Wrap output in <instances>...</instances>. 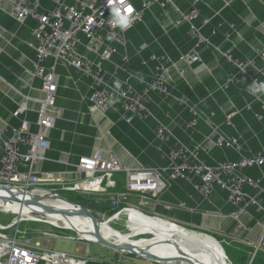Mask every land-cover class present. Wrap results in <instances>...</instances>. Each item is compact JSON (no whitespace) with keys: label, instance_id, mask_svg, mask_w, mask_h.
Returning <instances> with one entry per match:
<instances>
[{"label":"crops","instance_id":"1","mask_svg":"<svg viewBox=\"0 0 264 264\" xmlns=\"http://www.w3.org/2000/svg\"><path fill=\"white\" fill-rule=\"evenodd\" d=\"M73 1L41 0L40 11ZM174 2L180 11H188L187 0ZM198 9L200 14L195 25L199 27L204 20L208 21L202 26V34L211 44L200 49L199 63L171 67L169 97L151 95L147 103L151 117L131 118L125 122L121 119L123 110L119 105L106 113L94 111L89 101L93 90L89 79L70 68L55 67L59 77L53 110L56 122L46 134L49 149L45 160L35 165L37 175L51 173L65 183L73 182L76 179L73 165L80 157L92 156L96 151L103 156L115 155L123 168L159 169L168 175L164 170L167 161L163 155L170 151V144L156 139V121L166 125L182 144L197 148L199 156L208 165L237 161L264 151V120L256 118L263 114L264 96L245 93L246 81L223 57V53H230L234 59L252 62L251 73L264 82V57H257L264 51V0H200ZM177 19L178 15L170 8L158 4L152 6L143 14L142 21L126 32L125 43L118 47L117 54L102 62L107 77L115 73L118 79L122 78V73L117 74L115 67H119L121 58L126 56L131 84L140 91L154 70L155 63L149 61L150 55L167 54L176 61L180 54L187 53L194 46V39L189 37L187 24L175 25ZM230 24L234 29L229 28ZM33 27L34 22L29 18L17 21L8 5L0 9V129L6 128V137L22 120L34 122L38 105L28 101L27 111L18 119L12 118L11 114L26 98L33 100L43 96L41 82L32 74L37 48L32 36ZM227 32L231 33L229 39L225 37ZM108 44L110 41L106 40L105 45ZM90 45L84 41L83 46L76 48V53L99 63L97 55L89 51ZM140 47L144 48L141 52L138 51ZM52 65V61H47L46 67ZM179 69L184 70L183 75L178 73ZM228 77L231 82L227 84ZM235 111L238 113L234 114ZM192 119L196 124L189 129ZM230 138L237 139V146L225 149L215 145L218 140ZM157 147L161 149L158 151ZM2 158L0 147V169ZM242 174L258 180V188H246V191L252 196L260 195L261 208H248L234 218L236 209L226 202L222 190L215 189L213 195L205 199L197 191L196 181L176 180L171 181L161 194L155 215L219 241L230 255L227 256L220 244L229 264H264V250L256 249L264 230V165L246 168ZM114 181L116 188L110 192H124V175H114ZM99 204L110 212L114 210V206ZM128 204L147 211L134 199ZM25 224L31 229L28 234L35 239L33 243L53 248L51 241L31 236L33 228L43 224ZM76 247L75 251L83 253V244H76ZM110 251V256H90L87 264H117L119 260L135 264Z\"/></svg>","mask_w":264,"mask_h":264},{"label":"built area","instance_id":"2","mask_svg":"<svg viewBox=\"0 0 264 264\" xmlns=\"http://www.w3.org/2000/svg\"><path fill=\"white\" fill-rule=\"evenodd\" d=\"M40 1L0 0V9L3 5H8L11 15L17 21L29 18L34 22L32 36L37 42V48L32 74L41 82L43 93L40 99L26 98L25 102L11 114L12 118L18 119L21 114L27 111V102L34 101L38 105L34 122L22 120L8 137L5 136L6 128L0 129V147L3 150L0 193L6 197L7 201L20 205L27 204L31 207L26 217H21L11 208L0 207V213L13 216L9 223L0 222V264H87L91 260L90 245H98L95 243H100V241L93 235L96 230V226L93 228L94 223L87 217L78 214L82 208L97 219L99 233L102 227L115 232L110 224L119 222L123 214H127L128 219L125 226L129 233H120L126 236L133 235L130 230V214L132 213L165 220L155 215V209L159 204L161 194L168 189L171 181H196V189L205 199L210 198L215 189L222 190L226 195V202L236 209L233 213L234 218H237L248 208H261L260 195L252 196L246 191V188H258V180L243 175L242 170L263 166L264 151L254 156L240 158L237 161H224L208 165L199 156L197 148H189L182 144L160 121L155 122L154 133L158 141L170 144V151L163 155L167 161V168L164 170L168 175H164V171L159 169L123 168L115 155L103 156L100 151H96L92 156L80 157L77 160L73 165L76 174V179L73 182L65 183L55 178L51 173L37 175L35 165L45 160L46 152L49 149L46 134L53 129L56 122L53 110L59 82L55 71L57 65L70 68L89 79L93 87L89 101L94 111L106 113L114 105H119L123 110L121 119L128 122L131 118L151 117L147 106L151 95L169 97L171 67L179 64L199 63L201 61L200 49L211 44L202 34V26L207 25L208 21L204 20L202 26L199 27L195 25L200 14L198 9L200 0H187L189 3L187 12L180 11L174 0H74L71 4L42 11H40ZM156 4L163 8L168 7L178 15L176 26L188 25V34L190 38L194 39V46L187 53L180 54L176 61H172L167 54L150 55L149 61L155 63L152 77L144 83L142 90L136 91L131 84V72L126 56L121 58V65L115 67L117 74L118 72L122 73L121 79H118L115 73L108 78L102 67V62L111 55L117 54L118 47L125 43L126 32L135 23L142 21L143 14ZM129 7L134 9L131 13L134 18L133 23L127 29L121 30L116 25L114 13L119 11L121 15H127ZM229 28L234 29L233 24H230ZM225 37L229 39L231 33L227 32ZM106 40H109L110 44L105 45ZM84 41L91 43L89 51L97 55L99 63L76 53V48L83 46ZM102 46H104L103 49L100 48ZM143 49L140 47L138 51L141 52ZM223 57L246 81L245 93L255 97L264 96V89L261 88L264 82L251 73L252 62L234 59L230 53H223ZM257 57L262 59L264 51H260ZM47 61H52L53 65L46 67ZM178 73L183 75L184 70L179 69ZM117 82L119 87L116 86ZM230 82L231 77H228L226 83ZM248 108L247 106L246 109ZM262 111L263 114L256 117L258 120H264V104ZM237 113V111L234 112V114ZM195 124L196 120L192 119L188 125L189 129L194 128ZM237 143V139L230 138L218 140L215 145L218 148L229 149L237 146ZM160 149L157 147L158 151ZM116 174L124 175V192L122 193L110 192L116 188L114 181ZM61 191L95 198L94 203H102L101 200H103L106 207L112 203L114 212L107 217L99 213L94 214L88 206L85 207L66 200L60 194ZM12 196H15L17 201ZM133 199L138 204L144 205L147 211L143 212L138 207L128 204ZM43 202L46 205H43ZM55 202H65L71 207L67 208V211L59 210L54 208ZM119 203H124V206L119 209L115 208ZM39 206L43 208L41 213L34 210ZM47 207L52 208L55 212L46 211ZM50 214H63L64 218L73 221L69 224L55 222V219L49 216ZM23 223L44 224L56 231L75 233L76 239L60 237L52 232L44 233L43 237L39 239L49 241L62 239L76 244H85L84 251L81 254L76 251L75 255H71L41 247L33 243L32 238L26 236V233L20 228ZM77 225L84 229L83 234H87V238L80 236L76 229ZM136 236L140 235L136 234ZM134 237L132 236L130 239ZM107 241L114 243L113 240ZM256 249L264 250V230ZM119 255L121 258L127 256L122 253ZM140 259L149 261L145 258ZM117 264L129 263L119 260Z\"/></svg>","mask_w":264,"mask_h":264},{"label":"bare ground","instance_id":"3","mask_svg":"<svg viewBox=\"0 0 264 264\" xmlns=\"http://www.w3.org/2000/svg\"><path fill=\"white\" fill-rule=\"evenodd\" d=\"M8 201L6 197L0 193V207L5 206L7 208H11L19 215H21V217L28 216V212L30 211L31 207L27 206V204L20 205L18 203H14L11 201L8 202ZM43 205H46V203L43 202ZM53 206L54 208L63 211H67L66 209L71 207V205L65 202H55ZM34 210H36L38 213H41L43 211V208L39 206L37 208H34ZM134 215H136L141 220H144L155 226L178 230V232L173 234L171 238L177 243L186 247L187 249L188 247L182 242V238L185 237L189 239H194L196 241L195 243L197 244H193V246H195L197 252H193L194 255H191L187 252H184L182 249L177 248L175 244L169 243L167 241V240H171L169 236L166 237L164 234L159 233L158 231L153 229V226L137 227L132 231L133 236H136V234H139L140 236L142 235L151 236L149 242L143 240L130 239L129 236L122 235L117 231L116 232L109 231L107 228L104 227L100 229L101 236L107 240H113L115 244L121 247L127 246L133 252L138 253L141 256L151 261L152 259L150 256H154L157 259H159L161 264H229L224 259L221 248L218 245H216L215 243L216 241L211 237L207 235H200V234L198 235L196 233L186 230L181 226L170 223L166 220L153 219L152 217L140 215V214H134ZM49 216L53 217L55 219V222L59 221L64 224H69L71 221H73L64 218L63 214H50ZM93 228H95L94 224H93ZM76 229L79 231V234L82 238L88 237L87 234H83L84 229L82 227L77 225ZM192 237H196L197 239ZM159 239L164 244V246L158 247L153 244L156 243ZM95 244L101 245L100 243H95ZM215 246L216 248H214Z\"/></svg>","mask_w":264,"mask_h":264},{"label":"rangeland","instance_id":"4","mask_svg":"<svg viewBox=\"0 0 264 264\" xmlns=\"http://www.w3.org/2000/svg\"><path fill=\"white\" fill-rule=\"evenodd\" d=\"M60 194L66 200L71 201L72 203H78V204H81L82 206H85V207L88 206V208L90 209V211L92 213H94V214L99 213L101 215H105L106 217L112 214V212L108 211L103 205L99 204V202L98 203H94L93 201L95 200V198H88L86 196H83L82 197V196H78L77 194H74V193H67V192H63V191H61ZM119 208H121V207L119 206L118 209ZM61 209H63V208H61ZM64 209H66V208H64ZM143 210L144 209H142V211ZM12 218H13L12 215L6 216V215H3L2 213H0V222L9 223L12 220ZM127 219H128V215L127 214H123L122 219L119 222L111 223L110 226L115 229V232L117 231L118 233L121 232L122 234H128L129 232L126 229V226H125V224L127 222ZM130 224H131L130 225L131 232L134 229H136L137 227H145V226H150V227L153 226V229H155L156 231H158L161 234H164L166 237L169 236L170 238H171V236L173 234H175L176 232H178V230H175V229L173 230V229H170V228L158 227V226H155L153 224H150V223H148V222H146L144 220H141L140 218H138L134 214H130ZM25 225L26 224L23 223V225H21V229L24 230V232L26 233V236L28 238H32L28 234V232L30 233V230L31 229L30 228H26ZM39 227H41V229H39ZM39 227L33 228L32 233H34V234L31 235V236H34V237L36 236L38 238H41V237H43V234L44 233L52 232L54 234H57L60 237H65V238H70L71 237V238H75L76 239L75 233H72V232L69 233V232L56 231V230L51 229L47 225L44 226V224L42 226H39ZM186 230L191 231L189 229H186ZM191 232H193V230ZM193 233H196V232H193ZM196 234H198V235L199 234L200 235H205V234H202V233H196ZM150 238H151V236L144 235V236H135L133 239L134 240H143V241L149 242V239ZM192 238L197 239L196 237H192ZM47 241H49V240H47ZM167 241L169 243L175 244V246L177 248H180L184 252H187V253H189L191 255H194L193 252H197V249L195 248V246H193V244H197V243H195L196 241L194 239H189V238H185V237L182 238V242L191 251L188 250L183 245H181V244L177 243L176 241H174L172 238H171V240H167ZM51 242L53 244V248H51V249H53V250L62 251V252H65V253L71 254V255H75L76 254V251H75V249L77 248L76 247V244L73 243V242H71V241H64L62 239H58V240H51ZM215 243L219 247H220V244H221V246H222L223 250L225 251V253L227 254V256L229 255L227 253V251H226V247H224V245L222 243L219 244V243H217V241ZM153 244L156 245V246H158V247L164 246V244L161 242L160 239L156 243H153ZM83 246H85V244H83ZM214 248H216V246ZM111 254H112V252L110 251V249L101 247L99 245H90V247H89V255L90 256H94V255H98V256H103V255L104 256H110ZM222 254H223V251H222ZM224 254H223V257H224ZM125 258L127 260L132 261L135 264H144V263L147 262V261H144L143 259H140V258L135 257V256H132V255L131 256L130 255H127V256H125ZM224 259H225V257H224ZM226 259H225L226 262L227 263H230L228 261V258H226ZM147 264H155V263L147 262Z\"/></svg>","mask_w":264,"mask_h":264},{"label":"water","instance_id":"5","mask_svg":"<svg viewBox=\"0 0 264 264\" xmlns=\"http://www.w3.org/2000/svg\"><path fill=\"white\" fill-rule=\"evenodd\" d=\"M12 198L15 201H17V199L15 198V196H12ZM102 203L104 204V201H102ZM34 204H35V201H34ZM109 205L113 207V204L112 203H109ZM45 209L48 212H55L52 208H49V207H47ZM78 214L87 217L88 219H90L95 224L96 230L93 233V235L100 241V244L102 245V247L111 249V250H113V251H115L117 253H122V254H126V255H132V256H135V257L145 258V257L141 256L140 254L133 252L127 246L121 247V246H119V245H117L115 243H109L106 239H103L101 237L100 233H99V230H98V228H99L98 227L99 226V222L97 221V219L94 216H92L91 214L87 213L84 208H82V211L80 213H78ZM128 236L130 238L133 235H128ZM215 241H217V240H215ZM150 257H151L152 261H155V262H158L159 264H161V262L159 261V259H157L156 257H154V256H150ZM145 259H147V258H145ZM147 260H149V259H147ZM149 261H151V260H149Z\"/></svg>","mask_w":264,"mask_h":264},{"label":"clouds","instance_id":"6","mask_svg":"<svg viewBox=\"0 0 264 264\" xmlns=\"http://www.w3.org/2000/svg\"><path fill=\"white\" fill-rule=\"evenodd\" d=\"M128 9H131V11H128L127 15H121L119 11H116L114 13L116 17V25L120 27L121 30L127 29L133 23L134 18L131 16V13L134 11V9H132L131 7H129ZM116 86L119 87L118 82ZM261 88L264 89V85H261Z\"/></svg>","mask_w":264,"mask_h":264},{"label":"snow or ice","instance_id":"7","mask_svg":"<svg viewBox=\"0 0 264 264\" xmlns=\"http://www.w3.org/2000/svg\"><path fill=\"white\" fill-rule=\"evenodd\" d=\"M128 11H131V9H128Z\"/></svg>","mask_w":264,"mask_h":264}]
</instances>
